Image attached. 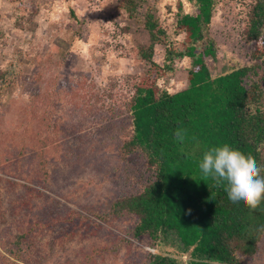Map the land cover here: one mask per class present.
<instances>
[{
	"label": "rangeland",
	"instance_id": "rangeland-1",
	"mask_svg": "<svg viewBox=\"0 0 264 264\" xmlns=\"http://www.w3.org/2000/svg\"><path fill=\"white\" fill-rule=\"evenodd\" d=\"M132 1L129 16V0H0V264H140L158 254L155 244L132 237L133 218L59 221L71 210L104 209L128 191L116 170L126 113L112 115L110 104L117 99L124 108L135 76L164 63L163 44L153 45L151 58L138 54L149 44L145 15L182 51L178 20L197 8L192 0ZM225 5L212 14L217 41L204 58L211 76L241 64L248 50L229 35L237 16ZM202 31L196 51L210 33ZM257 47L264 48V29L249 45ZM194 59L173 56L174 67L156 79L159 90L188 87ZM111 82L113 98L105 90ZM247 263L264 264V237Z\"/></svg>",
	"mask_w": 264,
	"mask_h": 264
},
{
	"label": "trees",
	"instance_id": "trees-1",
	"mask_svg": "<svg viewBox=\"0 0 264 264\" xmlns=\"http://www.w3.org/2000/svg\"><path fill=\"white\" fill-rule=\"evenodd\" d=\"M192 1L195 14H183L178 20L185 31L179 43L182 51L151 12L145 15L149 44L138 47V54L151 58L153 45L163 44L164 63L153 62L135 76L124 108L117 99L110 104L112 115L126 113L127 123L121 125L116 139V170L125 173L128 191L104 209L71 210L59 221L99 226L100 221L133 218L132 237L158 248V254L148 253L140 264H249L247 258L264 237V198L255 210L242 201L232 202L226 182L218 185L199 165L206 151L228 145L254 156L264 177V48L249 49L264 29V0H232L229 5L227 0ZM223 5L237 16L236 30L229 35L248 50L241 64L211 76L204 58L215 51L212 14ZM126 10L134 15L132 0ZM202 29L210 33L196 51L195 42L203 40ZM175 55L195 58L188 70L189 86L174 93L159 90L156 79L174 67ZM115 85L111 82L105 88L109 98ZM177 129L184 132L183 143L176 139ZM137 160L145 166L141 172L131 165Z\"/></svg>",
	"mask_w": 264,
	"mask_h": 264
},
{
	"label": "clouds",
	"instance_id": "clouds-1",
	"mask_svg": "<svg viewBox=\"0 0 264 264\" xmlns=\"http://www.w3.org/2000/svg\"><path fill=\"white\" fill-rule=\"evenodd\" d=\"M175 136L183 143V130L177 129ZM199 167L206 177H211L218 185L226 182L225 190L232 202L242 201L252 210L260 206L264 198V177L254 156L224 145L206 151Z\"/></svg>",
	"mask_w": 264,
	"mask_h": 264
}]
</instances>
